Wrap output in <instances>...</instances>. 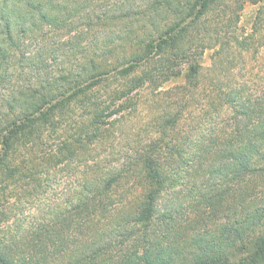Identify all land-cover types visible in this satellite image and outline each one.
<instances>
[{"label":"trees","instance_id":"1","mask_svg":"<svg viewBox=\"0 0 264 264\" xmlns=\"http://www.w3.org/2000/svg\"><path fill=\"white\" fill-rule=\"evenodd\" d=\"M249 3L0 0V264H264Z\"/></svg>","mask_w":264,"mask_h":264},{"label":"rangeland","instance_id":"2","mask_svg":"<svg viewBox=\"0 0 264 264\" xmlns=\"http://www.w3.org/2000/svg\"><path fill=\"white\" fill-rule=\"evenodd\" d=\"M259 6L253 5L251 3L246 4L243 12L241 13V26L246 29L247 31H251L252 27H255L256 22H264V15L259 18ZM262 44H264V40L262 39ZM31 47V54H33L32 50H37L38 46H36L35 42L28 43ZM26 46V47H27ZM29 52V51H28ZM29 56V54H28ZM25 58V57H24ZM21 55H18V57L14 60L13 66L10 71V77H11V82L8 85V89H0V97L1 96H7L8 93L12 90H19L20 88H24L26 86H36L37 81L39 80V76H37L36 72H38L35 68H29L26 60L24 59ZM248 63H247V69L242 71L241 74V79L244 81H249L252 83L250 86L253 87L254 82L253 79L255 78L259 84H263L264 82V47L262 48V51L260 54H254L251 53L249 58H248ZM206 64L208 65L210 60H209V55L205 59ZM238 73V72H237ZM239 75V74H238ZM239 80V79H238ZM251 80V81H250ZM201 98H204V95L202 94L200 96ZM1 103V102H0ZM140 113L138 115L139 121L136 123L137 126L133 127L134 130L130 131L131 134L134 132V136L136 135H143L144 137L146 134H150L153 129L148 128L146 126V116L147 114L145 113L144 110L140 109ZM133 138V137H132Z\"/></svg>","mask_w":264,"mask_h":264}]
</instances>
